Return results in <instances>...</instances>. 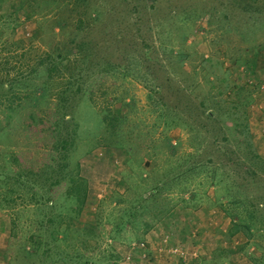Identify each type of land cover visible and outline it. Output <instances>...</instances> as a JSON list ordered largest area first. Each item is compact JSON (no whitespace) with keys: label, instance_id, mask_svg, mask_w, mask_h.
<instances>
[{"label":"rangeland","instance_id":"1","mask_svg":"<svg viewBox=\"0 0 264 264\" xmlns=\"http://www.w3.org/2000/svg\"><path fill=\"white\" fill-rule=\"evenodd\" d=\"M219 1L0 0V264L264 257V0Z\"/></svg>","mask_w":264,"mask_h":264},{"label":"trees","instance_id":"2","mask_svg":"<svg viewBox=\"0 0 264 264\" xmlns=\"http://www.w3.org/2000/svg\"><path fill=\"white\" fill-rule=\"evenodd\" d=\"M252 2H253V8H254L253 10H255V11H261V7L258 5L259 0H251V3ZM255 20H256V18L255 19L253 18L251 21L249 20L250 24L253 23ZM260 20H262V19L260 18ZM109 116H110V119H109ZM207 116L210 118V115L209 114ZM36 119H38V121H40V123L45 124V122L43 121V119H40L39 117L36 118ZM118 120H119V117L117 115H113L112 117H111V115H108V116L107 115H104V117H103V122L105 123V125L110 126V129L109 130L111 131V133L114 132L113 133V136H114L115 131L117 129V126L116 125L118 123ZM73 130H75V127L73 128ZM61 140H62L61 148H62V150H64V149L66 150L67 144H68L67 142L68 141L66 139V135L65 134L62 135ZM71 143H73V140L70 141V144ZM245 145H247V144L245 143ZM65 150L62 151V160H65L68 157L67 152ZM55 180L57 181V179H55ZM81 185H82V188H83L84 187V184L83 183L81 184V182L76 178L75 180H73V185L69 188V190L70 191H73L75 189L78 190L79 189L78 187H80ZM82 190H83L84 193H83V195L81 197L78 198V202L79 203H82L83 202V198H85L84 197V194H85V191L86 190H85V188L82 189ZM240 213H241V211H239V213H237V215L235 214L237 218L233 217V218L230 219L231 220V226L228 229V233L230 235H232V234H235V233H238L239 232L242 235H244L245 238L248 239L250 235H253L252 229H251V226H250L251 223L245 221V219H241L239 217L240 216ZM247 217L248 218H251V214L248 213L247 214ZM263 234L261 233V235H263ZM251 260H252V262L254 264H264V257H256L255 255H252ZM114 261L112 262V264L114 263Z\"/></svg>","mask_w":264,"mask_h":264},{"label":"crops","instance_id":"3","mask_svg":"<svg viewBox=\"0 0 264 264\" xmlns=\"http://www.w3.org/2000/svg\"><path fill=\"white\" fill-rule=\"evenodd\" d=\"M189 0H186V3L188 2ZM194 1H197V3L195 2V4H198V6H193L191 7V10L193 11H188V13H196V11H198V14L200 12H203L204 10H206V8H203L202 4H208V3H214V4H217L219 5V0H194ZM236 3H240L241 1L240 0H234ZM192 4V3H191ZM199 4H201V6H199ZM193 5V4H192ZM204 9V10H203ZM200 11V12H199ZM196 16V14H195Z\"/></svg>","mask_w":264,"mask_h":264}]
</instances>
